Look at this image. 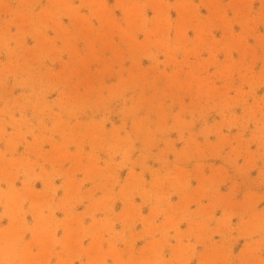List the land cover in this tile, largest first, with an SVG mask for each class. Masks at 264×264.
<instances>
[{"label":"rangeland","instance_id":"374dc122","mask_svg":"<svg viewBox=\"0 0 264 264\" xmlns=\"http://www.w3.org/2000/svg\"><path fill=\"white\" fill-rule=\"evenodd\" d=\"M0 264H264V0H0Z\"/></svg>","mask_w":264,"mask_h":264}]
</instances>
